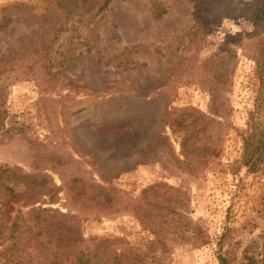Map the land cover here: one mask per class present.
Wrapping results in <instances>:
<instances>
[{"label": "rangeland", "instance_id": "obj_1", "mask_svg": "<svg viewBox=\"0 0 264 264\" xmlns=\"http://www.w3.org/2000/svg\"><path fill=\"white\" fill-rule=\"evenodd\" d=\"M239 1L223 8L228 16L221 13L212 21L211 13H203L206 7L197 11L194 0H112L102 12L68 4L69 13L57 7L48 14L51 0H0V57L19 59L32 51L0 71L8 114L0 136V167L44 176L46 187L54 184L37 206L79 218L87 242L110 237L128 254L149 253L155 236L133 214L82 206L95 199L90 186L108 184L94 167L102 157L87 150L92 147L87 127L93 114L76 113L80 106H92L90 90L117 87L131 93L148 87L150 105L144 107L140 135L145 147L153 146L154 155L117 173L112 184L117 196L134 199L157 184L182 189L187 210L180 213L198 228L201 239L197 244L180 242L170 233L167 252L149 253L146 264H220L223 251L230 252L231 264H241L246 255L260 259L264 170L247 173L241 157L242 131L260 89L254 58L264 25L255 23L252 10L239 15ZM134 104L136 109L144 106ZM181 112L188 121L194 114L206 117V132L196 144L209 149L202 162H178L184 160L180 140L169 127L165 131L175 157L160 158L162 145L155 140L161 121L167 113ZM114 158L105 164L118 171L138 156L124 152ZM82 185L87 193L79 189ZM0 194L5 199L9 195L3 187ZM227 228L228 241L221 250L219 239Z\"/></svg>", "mask_w": 264, "mask_h": 264}, {"label": "trees", "instance_id": "obj_2", "mask_svg": "<svg viewBox=\"0 0 264 264\" xmlns=\"http://www.w3.org/2000/svg\"><path fill=\"white\" fill-rule=\"evenodd\" d=\"M111 1L51 0L47 14L57 7L68 10L69 13L68 4L69 6L74 5L76 9L98 7V11L102 12L108 8ZM194 1L197 11H201L202 6L206 7L203 13H211L212 21H217L221 13L227 15V12H223V8L233 5V0L230 2L229 0ZM235 5L239 9L236 11L239 15L246 16L252 10L251 16L255 23L264 25V0H251L250 2L240 0ZM3 27L0 23V29ZM63 28L64 24L61 21L60 29ZM256 49L254 61L258 68L260 89L255 107L250 112L247 128L242 131L241 165L247 169L249 174H258L264 170V33L260 35ZM31 53L32 51L23 53L19 59L16 56H1L0 71L3 67L12 65L18 60L27 59ZM5 79L8 78L5 77ZM113 84L120 85L119 82H113ZM3 87V83L0 82V136L5 128V119L8 115L4 108ZM122 90L117 87H107L100 91L90 90L92 106H80L76 111V113L93 114L87 127L89 132H92V147L88 145L87 150L98 152L97 154L102 157L103 161L95 163L94 167L101 182L108 184L105 186L96 182L95 185L90 186V194L94 195L95 199L91 200L92 202L83 201L81 204L86 209L96 208L95 210L99 212L117 210L133 214L155 236L148 246L151 254H154L157 249H162L164 253L167 252L170 233H174L176 240L180 242L197 244L201 239L200 231L180 213V211L187 210V196L182 189L168 184H157L145 189L138 199L126 194L117 196L115 192L117 189L112 184V180L117 173L144 163L145 158L150 154L154 155L153 146L145 147L144 139L140 135L145 118L144 107L150 105L146 100L150 97L149 90L151 89L146 87L134 90L132 94ZM212 93L215 98V92L212 91ZM133 100L137 101L132 102ZM88 102L81 101V104ZM137 102L144 106H139L137 109L132 108ZM194 115V119L188 121L184 113L175 116L173 113L166 114L164 121H161L162 129L156 133L155 140L157 145H162V148L160 147L161 159L167 156L175 157L170 138L166 135V127H169L173 135L180 140L181 155L184 160L178 159L179 163L192 164L206 159L209 149L196 146L199 136L206 132L207 126L202 124L206 117L201 114ZM124 152H132L138 156L137 161L135 163L124 162L118 171H113L106 166L105 163H110L117 154L121 155ZM82 154L84 157L91 156L87 153ZM6 181L11 182L13 186L7 184ZM45 184L46 178L39 174H23L16 169L0 167V189L3 187L9 194L6 199L0 194V264H146L145 256L148 257L149 253L143 255L135 251L128 254L126 249L120 247L119 240L110 237L94 238L87 242L79 218L62 213L58 209L43 208L41 204L37 206L54 188V184H51L52 186L49 184L48 187ZM20 187H24L25 191L18 192ZM79 189L87 193L84 185ZM25 199L28 200L22 205L23 208L17 209L16 206ZM25 208L29 210L25 211ZM228 231L229 228L225 229L219 239L221 250L228 241ZM262 239L261 258L256 259L246 255L241 264H264V234ZM229 253V251H223L219 254L220 264H231ZM153 259L156 258L153 257Z\"/></svg>", "mask_w": 264, "mask_h": 264}]
</instances>
